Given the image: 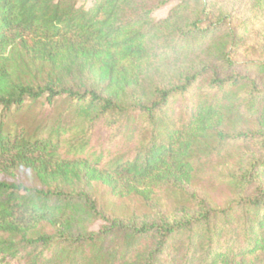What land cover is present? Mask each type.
Wrapping results in <instances>:
<instances>
[{"label":"trees","instance_id":"1","mask_svg":"<svg viewBox=\"0 0 264 264\" xmlns=\"http://www.w3.org/2000/svg\"><path fill=\"white\" fill-rule=\"evenodd\" d=\"M245 27L214 0H0V264H264Z\"/></svg>","mask_w":264,"mask_h":264},{"label":"rangeland","instance_id":"2","mask_svg":"<svg viewBox=\"0 0 264 264\" xmlns=\"http://www.w3.org/2000/svg\"><path fill=\"white\" fill-rule=\"evenodd\" d=\"M217 1L220 6H223L226 10L232 12V14L236 15L239 19V22L245 25L246 27L242 29L244 43L241 47V55L245 60H250L251 58H264V12L256 11L252 12L247 7L251 6L253 0H214ZM79 5H83L84 7H88L90 5V0H77ZM173 5H168L163 9H160L152 14V17L155 20L164 19ZM237 24V23H236ZM246 30V32H245ZM18 179L23 183H28L27 175H19ZM139 189H145L146 187L142 186V184H138ZM146 185V184H145ZM148 186V185H146ZM118 199L108 195L104 198L107 206L112 208L114 204H118ZM125 207L127 209H132L134 206H138V203L135 201H131L129 199L125 200ZM170 203V201H169ZM125 210V209H124ZM101 226V223L97 222L93 226L90 227L91 230H97Z\"/></svg>","mask_w":264,"mask_h":264}]
</instances>
